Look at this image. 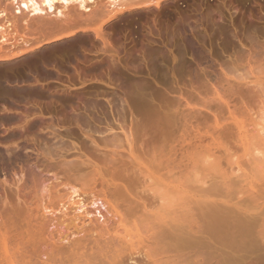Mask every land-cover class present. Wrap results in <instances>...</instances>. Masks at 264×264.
Returning <instances> with one entry per match:
<instances>
[{
	"label": "rangeland",
	"instance_id": "374dc122",
	"mask_svg": "<svg viewBox=\"0 0 264 264\" xmlns=\"http://www.w3.org/2000/svg\"><path fill=\"white\" fill-rule=\"evenodd\" d=\"M141 1L113 11L105 0L89 12L69 4V29H89L0 61V224L36 226L42 207L56 209L73 189L88 204L80 192L101 181L120 209H153L148 170L177 184L184 232L170 244L175 264H264V186L248 198L236 182L218 181L227 160H241L236 121L264 115V0ZM16 7L0 0L16 23L0 18V56L68 30L48 14L25 29ZM67 204L47 215L42 249L58 231L72 237ZM197 226L200 234H187Z\"/></svg>",
	"mask_w": 264,
	"mask_h": 264
},
{
	"label": "bare ground",
	"instance_id": "6f19581e",
	"mask_svg": "<svg viewBox=\"0 0 264 264\" xmlns=\"http://www.w3.org/2000/svg\"><path fill=\"white\" fill-rule=\"evenodd\" d=\"M10 1L17 6L16 15L24 13L22 24L25 29L29 28L30 20L43 19L48 14V19L60 22L61 26L64 25L63 28H68L69 31L58 32L57 35L53 33L54 36L42 38L43 40L41 39L40 42L38 41L32 45L27 41H22L17 52L1 55L0 61L19 58L25 53L72 36L75 32L89 29L87 27H81L78 30L69 29L74 24L71 21V17L65 13L69 4H76L77 8L82 12H89L96 7L95 0ZM105 1L108 11L121 10L123 6L131 2V0ZM153 2L155 5L159 3L158 0H143L136 6L143 7ZM56 4L59 5L57 6ZM0 18H4L6 28H16V23L10 22L3 10L0 11ZM2 29L3 27L0 26V30ZM6 43L5 35L1 34L0 50ZM236 125L238 127L237 136L242 150L241 160H227L230 171L220 172L218 181L223 186H230L228 183L235 185L234 182H236L242 194L248 198H253L258 190L264 186V148L261 145V140H264V115L259 118V121L252 120L249 125H246L244 121H236ZM213 161L215 165H219L217 157H214ZM142 173L149 178L147 183L152 181L151 179L154 181V183L150 182L152 183L151 185L150 183L147 185L149 189L147 191L155 197L157 203L153 209L145 208L142 205V210H139L140 214L129 213L128 211L130 210L128 208L120 209L119 206L111 201L109 197L110 183L105 181L100 182V188L97 190L93 187L80 192L79 195L90 198L88 204H85V198H80L76 194L77 190L73 189L68 194L66 203L57 205L56 209L54 204L48 203L47 206L44 205L41 209L43 222H39L36 226L32 225L17 232L0 224V264H124L125 260L131 261L134 256L143 258L142 261L144 262L137 264H163L165 260L167 264H175L174 252H176V247L174 248L173 246L177 245L179 240H183L181 235L184 232V229L182 230V221L184 219L177 210L178 189L176 181H173L169 176L163 177L166 173L157 176L152 174L150 176L148 170H144ZM219 203L212 201L209 204L214 206ZM66 204L70 205L69 210L73 212L68 219L69 222L65 225L68 231L74 229L70 232L72 237L70 238L68 235H63L58 231L56 240L53 237L51 238L49 248L42 249L40 247L41 234L46 224L47 215H53L56 211L61 212ZM87 205L100 206L106 211V217L100 215V212L97 211L98 217L102 219L100 222L98 219L93 220L92 214L86 209ZM64 213L62 215L66 217L67 214L66 212ZM253 215L251 214L250 216ZM220 219L221 224L219 225L221 227L224 219L222 217ZM226 225H228V222ZM224 227L226 228V226ZM261 227L263 228L260 229L259 236L264 237V219ZM195 228L196 230L193 228L189 229L190 233L187 232V234L190 235L192 230L193 235L195 231L196 235L202 232L198 226ZM197 228L200 229V233ZM185 234L183 235L184 237ZM187 236L185 238H188L187 241L189 242V238H192V236ZM259 236L257 235V237ZM171 243H174L173 246L170 245ZM169 249L174 250L172 252L174 257L173 255L171 256V251L173 250L169 251Z\"/></svg>",
	"mask_w": 264,
	"mask_h": 264
}]
</instances>
